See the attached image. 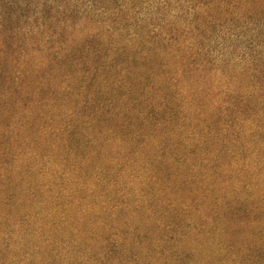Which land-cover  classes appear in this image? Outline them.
I'll return each mask as SVG.
<instances>
[{
	"label": "trees",
	"instance_id": "1",
	"mask_svg": "<svg viewBox=\"0 0 264 264\" xmlns=\"http://www.w3.org/2000/svg\"><path fill=\"white\" fill-rule=\"evenodd\" d=\"M6 1L0 264H264V0Z\"/></svg>",
	"mask_w": 264,
	"mask_h": 264
},
{
	"label": "rangeland",
	"instance_id": "2",
	"mask_svg": "<svg viewBox=\"0 0 264 264\" xmlns=\"http://www.w3.org/2000/svg\"><path fill=\"white\" fill-rule=\"evenodd\" d=\"M0 5L6 6V8L4 10L0 8V20L3 18H5V20L6 19L8 20L7 22H4V24L2 26H0V30L7 29V31L10 32V31H13L15 29V27H17V26L25 27L26 24H29L32 22V18L31 17L28 18V16L27 17L23 16V17L18 18L19 21L17 20V18H15L14 15H12V17H10V12L14 10V6L11 4H8V2L6 0H0ZM33 8L31 6L29 11L32 12L34 10ZM18 12L19 11H15V13H18Z\"/></svg>",
	"mask_w": 264,
	"mask_h": 264
}]
</instances>
